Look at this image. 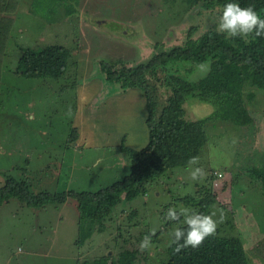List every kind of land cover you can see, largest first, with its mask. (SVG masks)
<instances>
[{
  "label": "rangeland",
  "instance_id": "rangeland-1",
  "mask_svg": "<svg viewBox=\"0 0 264 264\" xmlns=\"http://www.w3.org/2000/svg\"><path fill=\"white\" fill-rule=\"evenodd\" d=\"M0 2V18L11 20L3 21L9 25L0 35V186L14 177L33 192L94 191L126 175L129 152L148 140L145 95L107 82L99 60L122 57L135 64L176 42L170 33L191 24L178 22L185 11L195 15L198 32L219 15L216 7L202 10L201 0H70L77 17L44 19L32 11V0ZM57 43L73 47L75 79L18 76L22 47ZM207 69L205 63L189 77L198 80ZM243 97L251 123L212 118L205 124L208 141L196 165L206 172L202 180H191L189 165L144 180V191L121 199L101 220L104 228L83 242L77 241L75 199L39 208L15 198L0 205V264H78L124 249L135 252V264H160L168 257L170 233L183 224V218L166 220L167 209L198 212L196 202L210 192L216 201L206 214L216 212L217 220L223 214L217 232L240 234L248 263L264 264V192L245 172L264 167V89L246 86ZM184 108L191 119L213 111L211 103L190 96ZM145 235L151 240L141 250Z\"/></svg>",
  "mask_w": 264,
  "mask_h": 264
},
{
  "label": "trees",
  "instance_id": "trees-1",
  "mask_svg": "<svg viewBox=\"0 0 264 264\" xmlns=\"http://www.w3.org/2000/svg\"><path fill=\"white\" fill-rule=\"evenodd\" d=\"M69 1L44 0L39 4V0H32L31 9L44 19L60 13L77 17ZM201 2L204 7L202 10L216 7L219 14L228 2L238 3L241 7L251 6L264 18V0ZM60 6H64L63 12H60ZM187 13L185 11L178 22L188 21L191 24L182 31H177L176 26H172L175 27L176 34L170 33L169 40L176 42L162 44L147 59L131 65L122 57L110 62L99 60V69L107 82L117 84L122 90L140 88L145 95L148 140L140 149L129 152V169L126 175L94 191L69 189L53 193L47 190L33 192L26 181L11 177L0 186V205L15 198L23 205L39 208L49 203L75 199L79 211L77 241L80 243L92 236L94 231L100 232L104 228L101 220L116 209L121 199H131L142 193L144 180L160 177L177 166L186 167L190 158H198L208 141L205 129L207 121L216 118L240 125L251 123L253 118L243 95L244 89L249 85L264 89V38H256L251 43H245L239 37L227 39L224 34L216 33L215 24L198 32L195 15ZM5 19L10 18H0V35L4 37L9 25L6 23L3 26ZM121 34L130 37L124 30ZM2 36L0 39H3ZM72 48L59 43L46 44L40 50L22 47L17 58L16 72L25 79H75L79 63ZM205 63H208L205 75L198 80L189 77ZM164 95L162 103L158 102ZM188 96L211 103L212 113L198 119L186 117L184 103ZM245 172L259 183L264 192V167L248 168ZM215 199V192L200 198L196 202L198 212L206 214ZM174 247L168 246V257L160 264H249L240 234L216 232L202 246L189 247L179 253L174 252ZM135 257L133 250L124 249L116 257L104 254L78 264H135Z\"/></svg>",
  "mask_w": 264,
  "mask_h": 264
},
{
  "label": "clouds",
  "instance_id": "clouds-1",
  "mask_svg": "<svg viewBox=\"0 0 264 264\" xmlns=\"http://www.w3.org/2000/svg\"><path fill=\"white\" fill-rule=\"evenodd\" d=\"M215 31L224 34L227 39L239 37L245 43H251L256 38H264V18L251 6L241 7L238 3H226L217 19L215 20ZM199 164L197 157L188 161L189 173L192 181L202 180L206 172ZM216 212L203 214L191 211L188 208L169 207L165 213L168 221L179 222L183 218V226L176 227L170 233L169 246L174 247V252L179 253L186 248H198L209 237H214L219 223L223 222L221 213L219 220L215 219ZM186 226V227H185ZM151 235H145L141 241L140 248L143 250L149 246Z\"/></svg>",
  "mask_w": 264,
  "mask_h": 264
}]
</instances>
